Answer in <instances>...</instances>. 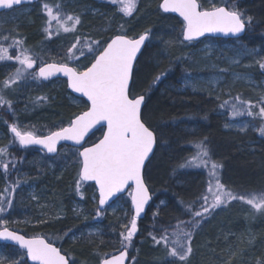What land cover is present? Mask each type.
Returning <instances> with one entry per match:
<instances>
[{
    "label": "trees",
    "instance_id": "1",
    "mask_svg": "<svg viewBox=\"0 0 264 264\" xmlns=\"http://www.w3.org/2000/svg\"><path fill=\"white\" fill-rule=\"evenodd\" d=\"M44 1V0H42ZM42 1L30 5L29 13L15 20L13 31L16 35L27 44L31 40L39 36L40 28L42 26L41 13L38 7L43 3ZM138 8L131 17H125L119 10L118 5L112 3L95 2L92 0H76L75 5L78 8L74 12L81 19V24L77 26V32L71 33V37L65 43H74V37L79 35L82 38L81 45L84 43V38L88 40H100L103 43L105 40L110 39L115 34H120L121 31L130 37L138 36L146 30L150 31V37L146 46L141 52L139 60V81L142 90H146L147 109L151 115L152 123L154 126L160 128L162 140L159 142L157 149H155V157L151 159V164L146 165V178L150 185V192L152 193L153 201L143 220L138 221L139 235H135L131 245L127 247L129 253V261L134 259L137 264H158L157 260L160 255L153 251L162 247L156 245L152 235L157 237L162 228L171 227L177 222V218L184 220L187 217L184 215L179 205V201L183 200L186 203L194 202L197 197L205 192L206 183H199L197 180L196 170L180 167L183 164V159H188L185 150L191 147H196L194 143L196 140H203L205 137L210 143L212 149V158L215 163L223 165L219 171V175H223L229 179L231 183L241 186V194L254 191L261 186H264V136H262L256 129L254 132H227L223 130L222 124L225 117H222L220 107L223 102L230 100L235 102V98L239 97L240 101H251L254 108L258 110L257 102L264 100V88L256 92H252L246 86H233L223 89V95L219 99H214L209 93L202 91H177L174 88H169L179 84L181 78L188 72L197 73L194 68L192 69V61H194V54L192 51L197 49L201 42L196 41L191 43H183V47L170 46L172 39L168 34L174 35V38H180L182 21L176 16L164 14L159 9L161 0H139ZM204 7H208L212 3L223 5L225 0H211L209 5L200 0ZM229 6H235L246 17L252 18V23L246 26L244 35L239 39H212L220 43H238L245 48L255 50L256 64L252 69L256 81L260 83L264 80V69L259 67L258 61L264 60V0H227ZM23 8V7H21ZM66 8V7H65ZM66 10V9H65ZM8 12V11H7ZM174 33L171 28L176 29ZM154 39V43L152 40ZM161 43L170 44L168 48L167 57L159 59L156 55V50L160 48ZM72 41V42H71ZM62 48V47H61ZM67 49H62L58 57H66ZM179 50H182L179 52ZM85 55L82 57L79 52L76 56L79 59H71L68 63L85 59L87 48H84ZM166 56V54H165ZM53 59V62H67L66 60ZM92 57L81 63L82 67L88 65ZM52 62V61H50ZM9 64V65H8ZM12 63L8 62L5 65L0 64V72L6 69ZM84 64V65H83ZM71 65V64H70ZM81 66V65H80ZM225 69V68H224ZM161 72H167V76L152 88L148 85L152 83L154 77ZM229 78L228 76H224ZM35 88L32 99L34 104L45 107L48 116L45 119L42 128H39L37 135H45L54 130L59 129L68 124V122L83 112L87 108V104L80 99L77 104L71 102L72 95L68 91L66 84L63 80H56L52 82H42L39 79L34 80ZM58 85L56 91H51ZM46 117V115H45ZM204 117H207L204 119ZM227 120V119H226ZM13 119L8 117L0 111V148H5L8 157L16 162L15 169L9 164V172L12 175L7 177L8 181H15L19 179L20 187L17 189L16 202L21 199L20 193H23V181L20 179V173L25 172L26 163L32 165L37 161L43 162L42 167H39L41 176H45V163L53 158L46 156L40 150L30 148L23 149L17 142L13 141V137L9 132L8 123ZM189 125L195 126L193 132L186 131ZM101 134V131L94 133L88 140V144L95 142ZM251 142L253 144H251ZM70 147L62 146L59 148L57 155ZM75 152L77 151L76 149ZM56 155V156H57ZM29 172V171H27ZM186 174L182 176V173ZM2 173V170H0ZM30 174V173H29ZM6 178L0 174V189L5 187ZM61 183V182H60ZM60 185V184H59ZM56 184H48V192L54 199L61 197L62 189ZM86 194L84 196L85 203L89 204L88 215L91 218L96 216V194L94 186L91 184H82ZM228 187V186H227ZM230 189L237 191L229 187ZM259 190V189H258ZM89 192V195L87 194ZM127 205V216L131 219V211L129 199L122 197ZM95 201V204L91 202ZM11 209L4 214V219L8 221V227L16 232L32 237L42 236L50 242H54L57 247H60L63 252H67L73 259L74 264H97L104 254L107 256L121 250V243L119 238L120 231L116 227L111 230H106L109 225L104 227L103 232L95 235H82L73 238L71 232L77 228L79 221L74 219L70 212L66 211L63 218L57 220L54 224H38L35 226L24 225L21 223L13 222L10 216ZM158 212V215L156 213ZM101 222H105L102 220ZM228 219L224 220V224L219 227L215 232L205 231L202 236L201 243L203 246L213 247L214 251L219 248V240L223 236L236 231L230 226ZM2 223V221H0ZM205 223V222H204ZM232 230H231V228ZM231 230V232H230ZM48 234H53V237H48ZM196 238L193 237V243ZM0 249L3 250L4 257L0 259V264H13L19 259V251L12 246H5L0 243ZM139 253L134 254V250ZM209 250V248H207ZM200 253L197 254V256ZM196 251H194V257ZM196 256V257H197ZM205 256L199 260L201 264L210 260ZM196 259H193L195 262Z\"/></svg>",
    "mask_w": 264,
    "mask_h": 264
},
{
    "label": "snow or ice",
    "instance_id": "2",
    "mask_svg": "<svg viewBox=\"0 0 264 264\" xmlns=\"http://www.w3.org/2000/svg\"><path fill=\"white\" fill-rule=\"evenodd\" d=\"M30 0H0V10H15L18 6ZM118 5V10L125 16L131 17L138 8L139 0H109ZM159 8L164 13H178L182 17L180 42L191 43L205 37L206 34H231L238 36L245 31L247 25L252 23L251 17H246L235 6H229L227 0L223 5L212 3L204 7L200 0H161ZM46 15L45 33L51 38V25L56 22L58 28L64 33L77 32V26L81 24L78 15L66 14L61 4H43ZM59 35V32L56 33ZM150 31L135 37H130L123 31L101 43L100 40H88L80 48L82 38L74 37V43L67 49L69 59H78L76 53L91 55L90 63L83 70L70 67L67 62L46 63L40 61L30 50L24 47L23 40L14 39L8 47L0 44V62L16 61L18 67L15 72L9 74L3 82H0V105H6L11 109V101L4 98L3 92L10 89L21 79L48 80L62 74L67 77L68 87L75 93H80L87 98V111L76 115L66 127H60L48 135H37L34 131L22 129L17 123L9 125V131L13 135V141H18L20 146L40 145L48 153H57V146L61 141H73L80 145L74 155L79 158V172L74 188L81 196V184L94 181L98 191V206L96 216L104 212L105 205L128 189L131 198V206L134 209L132 218L125 224L124 231L119 238L122 250L118 255L107 254L101 259V264H125L128 258L127 247L131 245L133 237L138 231L137 221L145 212L146 206L152 200L150 185L146 178V165L151 164L155 157V149L162 140L160 128L154 126L151 115L147 109L146 90H142L139 81V60L141 50L145 42L149 40ZM5 40L8 36L4 37ZM9 48H18V53H9ZM259 67L264 69V60L258 61ZM36 69L35 71H30ZM167 72L156 75L148 88L162 82ZM184 87L195 90V83L190 78L185 79ZM239 101L241 108L234 103L231 105V116L247 115L253 117L254 105L251 101ZM227 101L221 104L224 108ZM258 112L255 116L261 119V125L257 129L264 136V100L258 101ZM207 117H204L206 119ZM97 125H101L103 137L92 146H84L83 141L89 132ZM228 127V125H225ZM244 130L247 125H242ZM198 147L190 159H185L180 167H204L209 168L212 158L210 143L205 137L194 142ZM8 153L5 148H0V170L6 178L5 187L0 189V238L15 241L20 249L19 259L13 264H28L30 259L33 264H74L72 257L57 247L54 242L42 236L26 238L8 227V220L4 214L13 207L17 189L20 187L19 179L8 181L9 164L15 169L16 162L6 159ZM223 165L212 162L210 164V178L205 192L201 193L192 203L179 201L181 210L187 217L184 220L177 218V222L171 227L162 228L157 237L152 235L156 245H161L167 250L169 264H190L194 249L192 246L195 231L211 216L216 209L226 207L233 201H240L250 206L256 213L264 214V188L258 191L239 194L225 183L221 182L219 171ZM158 215V212L156 213ZM227 264V262H226ZM258 264H264L259 261Z\"/></svg>",
    "mask_w": 264,
    "mask_h": 264
},
{
    "label": "rangeland",
    "instance_id": "3",
    "mask_svg": "<svg viewBox=\"0 0 264 264\" xmlns=\"http://www.w3.org/2000/svg\"><path fill=\"white\" fill-rule=\"evenodd\" d=\"M92 1L110 3L109 0ZM146 1L149 2V0ZM42 2L43 3L38 7L42 17V26L40 28L39 36L31 40L29 44L23 41L24 47L37 57L38 64L40 61L53 62V59H56L55 57L63 54L61 53L62 49L69 48L71 45L69 42L65 43L71 37V33H64L61 28H58L56 22L52 23V35L51 38H48L45 33L46 15L44 13L43 4H61L66 14L74 15H76L74 12L78 8L77 5L73 8L76 0H44ZM204 3H208L206 5H209L211 0H204ZM30 9V6L23 8L17 7L15 10H9L8 12L0 14V44L8 47L14 39H20L18 35H16V32L13 31L12 26L14 25L15 20L24 17V15L29 13ZM170 30L174 33L175 30L178 31V27L176 29L171 28ZM57 31L59 32V35L56 34ZM5 36H8L7 40L4 39ZM168 37L172 39L171 45L167 42L161 43V40L155 41L156 43H161L160 48L156 50V56L159 59L167 57L168 48L170 46L172 47L175 44V46L179 48L183 47V43L180 42L179 38L175 39L174 35H171L170 33L168 34ZM152 42L154 43V39ZM181 51L182 50H179V52ZM18 52V48H9L10 54ZM192 53L195 56L194 61H192V69L194 68L198 72L186 73L181 78L179 84L173 87L169 85V88H174L177 91H184L186 89L190 91H202L209 93L210 96L216 100L223 95L225 84H227L226 87L228 88L233 86H246L252 92L258 91L260 87L264 88V80L258 83L252 74V69L256 64L255 50L245 48L238 43H220L208 38L202 41L200 46L197 49H194ZM58 58L66 60L67 63L73 61L64 56ZM90 58L91 55H89V57L87 56L85 59H81L80 62L85 63L86 60H90ZM8 62L12 64L6 69V71L0 72V82H3L9 74L15 72L16 67L19 66L16 61H4L0 62V64L5 65ZM80 62L74 61L68 64H71L70 66L79 70H83ZM35 70L36 69L30 71ZM224 76H228L229 78H225ZM186 78H190L191 81L195 83V90L191 87H184ZM35 85L34 80L29 77L26 80H19L10 89L3 92L4 98L11 101V109L6 105H0V111L13 119L12 122L8 123V126L17 123L22 129L40 133L37 132V130L43 127L48 113L45 111V107L40 106L37 103L34 104L32 94H34V91L36 90ZM58 85L59 84L56 83L51 91H56ZM70 100L74 104L78 103V100L75 97H71ZM234 103L237 105V108H241L239 101L235 100V102H231L228 100L227 105L222 108V111L220 112L222 117H225L222 124L223 130L227 132L244 133L247 131L254 132L259 128L261 125V119L258 116H255V113L258 112V110L253 107V117L243 115L233 118L231 116V105ZM226 124L228 127L225 126ZM242 125H247V127L242 130ZM194 130L195 126L193 125L186 127V131L188 132H193ZM0 135L2 134L0 133ZM251 144L253 143L251 142ZM197 147L198 146L191 147L190 149L185 150L188 154V159H190L196 152ZM74 153H76L75 150L68 149L67 151L62 152V154L59 153L57 156L52 157V160L45 163L46 168H44L45 170L43 171V173H46L45 176H41V172H39V167H42L43 162L37 161L32 165L26 163L27 165L25 168L27 169H25V172L20 173V179H22L24 183L23 193H20L21 199L14 202L13 207L11 208L10 216L12 221L31 226L47 223L54 224L57 220L63 218L66 211H68L74 219H77V222L79 221L78 227L73 229L74 232H71L73 238L82 235L99 234L103 232L104 227L107 225L109 226L106 230L113 231L116 227L117 231H124L123 226L128 224L130 220L127 216L126 202L122 197L111 204L101 216H95V219L94 217L90 219L91 214L88 215V210L90 209L89 204L84 201V196L86 194V191L82 186L84 183L81 184L80 188V192L83 193V196L77 193L74 188L80 168L79 158L77 155H74ZM182 161L184 163L185 160L183 159ZM212 162H214V160H211L210 164ZM209 168L186 167L184 170L192 169L199 172L197 173V180L200 184L203 182L206 183L207 188L210 178ZM185 174L186 173L183 172L182 176ZM220 179L222 183H225L228 187L236 189L237 191L235 192L241 194L240 185L231 183L227 176L225 177L224 175L223 178L220 176ZM49 183L56 184L57 186L60 184L59 187L63 188V194L60 198L54 199L55 197L53 198V196H50V192L47 190ZM261 188H264V186H261L258 189L260 190ZM258 189L254 191H258ZM87 194L89 195V192ZM123 197L125 199L128 197L129 199L128 194ZM94 202L95 201H92L91 203L95 204ZM225 219L230 221V226L236 231V233L231 232L232 228L230 227V232L232 234L228 233L223 236L222 240H219V248L214 251L213 247L209 246L207 247L209 248L208 250L201 243L204 232H215V230L224 224ZM102 220H105V222H101ZM217 224H220L219 227H216ZM139 233L138 226L136 235H139ZM47 236L51 238L53 237V234H48ZM193 237L196 238V242H192L193 249L196 251V256L200 253V257L199 255L194 257L193 252L190 264H201L202 261L199 259L204 256L205 258L208 256L207 259L210 260V263L208 264H226V262L227 264H258L259 261H264V214L256 213L250 206L243 202L233 201L226 207L222 206L221 208L216 209L215 212L208 217L205 223L195 231ZM153 252L160 255V259L157 260L158 264H169L167 250L163 246ZM136 253H139L137 249L134 250V254ZM3 257V250L0 249V259ZM193 259H196L195 262H193ZM128 264H137V261L134 258L130 260ZM203 264H207V262L204 263L203 261Z\"/></svg>",
    "mask_w": 264,
    "mask_h": 264
},
{
    "label": "water",
    "instance_id": "4",
    "mask_svg": "<svg viewBox=\"0 0 264 264\" xmlns=\"http://www.w3.org/2000/svg\"><path fill=\"white\" fill-rule=\"evenodd\" d=\"M38 1H39V0H30V2L24 3V4H22V5L31 4V3H35V2H38ZM160 3H161V2H160ZM159 5H160V4H159ZM159 9H160V8H159ZM2 11H4V10H0V12H2ZM160 11L163 12L161 9H160ZM163 13H164V12H163ZM165 14H172V15L177 16L179 19L183 20L182 17H179V14H178V13H165ZM245 30H246V28H245ZM244 33H245V31H244L243 33L239 34L238 36H233V35H231V34H229V35H227V36H225L224 34H206L205 37H209V38H218V39H238V38L242 37V36L244 35ZM205 37H201V38H199V40H200V39H203V38H205ZM146 42H147V41H146ZM146 42H145V45H146ZM144 47H145V46H144ZM144 47L142 48L141 52L143 51ZM54 79H64V80L66 81V84H67V77H64L62 74H58L56 77H52V78H50V79H48V80H43V79H41V80L44 81V82H47V81H51V80H54ZM67 88H68V90L70 91V93H71L73 96H75V97H77V98H81V99H83V100L87 103V105H88V102H87V98H86V97H84V96H83L82 94H80V93H75L71 88L68 87V84H67ZM85 111H87V109H86ZM83 112H84V111H83ZM80 114H81V113H80ZM78 115H79V114H78ZM65 127H66V126H65ZM98 130H101V125H97L94 129H92V130L89 132V134L85 137V139H84V141H83V145H84V146H92L93 144L98 143L100 139H102V137H103V131H106V128H104L103 131L101 130V131H102V134H101L100 138H99L95 143H93V144H91V145H85V143H86V141L88 140V138H89L93 133H95V132L98 131ZM56 131H57V130H56ZM11 135H12V134H11ZM47 135H48V134H47ZM12 136H13V135H12ZM18 144H19V143H18ZM62 145L70 146V147H73V148H80V150H82L81 146H80V145H76L75 142H73V141H61L60 144L57 146V151H58V148H59L60 146H62ZM19 146H20V145H19ZM20 147H21V148H37V149L43 151V152H44L47 156H49V157H52V156L56 155V153H48L47 150L44 149L43 146H40V145H30V146H27V147H24V146H20ZM154 151H155V150H154ZM84 183H90V184H93L94 187H95V190H96V195H97V197H98V191H97V186L95 185V182H94V181H87V182H84ZM127 191H129V190H128V189H125V191H124L123 193H118L117 196L113 197V198L109 201V204L103 206L104 209H105L106 207H108L112 202H114L118 197H120L121 195H124L125 193H127ZM151 203H152V200L149 201V204L146 206L145 212L141 214V217H140L138 220H142V219H144V217H145V215H146V213H147V211H148V208H149V206H150ZM130 205H131V198H130ZM97 206H98V201H97ZM131 210H132V215H133V213H134V209H133L132 206H131ZM18 234H20V233H18ZM20 235H22V234H20ZM25 237H26V236H25ZM26 238H32V237H26ZM0 242L3 243V244H5V245L15 246L16 248H18V249H19L20 251H22V252L24 251L23 249H20V248H19V245L16 244L15 241H10V240H5V239H3V238H0ZM127 253H128V252H127ZM118 254H119V252H117V253H115V254H113V255H118ZM111 256H112V255L108 256V258H110ZM127 262H128V258L126 259L125 264H127ZM28 264H33V262H32L30 259H28ZM99 264H101V261H100Z\"/></svg>",
    "mask_w": 264,
    "mask_h": 264
}]
</instances>
